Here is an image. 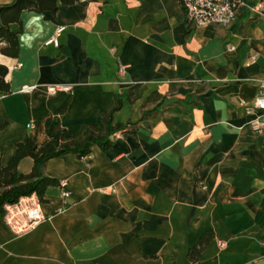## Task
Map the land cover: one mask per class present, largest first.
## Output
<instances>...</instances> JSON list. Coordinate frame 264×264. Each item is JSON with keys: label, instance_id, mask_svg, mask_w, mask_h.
Returning a JSON list of instances; mask_svg holds the SVG:
<instances>
[{"label": "crops", "instance_id": "1", "mask_svg": "<svg viewBox=\"0 0 264 264\" xmlns=\"http://www.w3.org/2000/svg\"><path fill=\"white\" fill-rule=\"evenodd\" d=\"M59 28L57 46L47 45ZM9 30L18 54L0 53L10 90L0 94L2 168L17 144L46 142L50 117L81 139L91 126L103 131L102 114L119 100L112 125L125 128L106 152L93 145L86 158L44 164L70 198L58 185L43 203L21 198L46 217L23 234L0 216V264H264V133L245 108L264 83V0H241L229 26L192 28L179 0H79L23 11ZM58 83L71 93L48 95ZM255 116L264 123V111ZM32 168L30 157L17 165Z\"/></svg>", "mask_w": 264, "mask_h": 264}, {"label": "trees", "instance_id": "2", "mask_svg": "<svg viewBox=\"0 0 264 264\" xmlns=\"http://www.w3.org/2000/svg\"><path fill=\"white\" fill-rule=\"evenodd\" d=\"M79 0H13L10 5L0 6V43L5 47L0 49L4 56L15 58L18 54V39L15 33L9 30L12 23H20V14L23 11L43 13L57 11L59 5H72ZM7 68L0 65V94H9V85L5 82ZM121 103L115 105L105 114L101 121L103 131L91 126L88 133L81 139L67 136L61 126L58 116L48 118L44 123V132L47 140L41 146H37L31 139L16 145L15 153L8 161L6 167L0 164V216L5 214V207L16 204L21 198L34 195L39 203L44 202V196L49 187L57 186L58 182L43 174L44 164L52 159L66 154H75L78 158H86L91 146H97L101 151H108L112 143L110 136L123 131L124 125H112L113 114L119 110ZM6 122L0 121V128ZM25 157L33 160L31 173L24 175L17 171L19 161ZM211 237L210 233L201 236L198 245L189 251L188 258L195 263L199 254L207 245Z\"/></svg>", "mask_w": 264, "mask_h": 264}, {"label": "built area", "instance_id": "3", "mask_svg": "<svg viewBox=\"0 0 264 264\" xmlns=\"http://www.w3.org/2000/svg\"><path fill=\"white\" fill-rule=\"evenodd\" d=\"M181 10L186 24L192 28H203L208 25L229 26L233 24L237 18V12L241 0H179ZM63 28L56 30L55 35L46 42L57 46V37ZM227 51L232 50L229 44L226 45ZM257 60V54H252L248 62L254 64ZM20 67L17 65L15 68ZM125 74V67L119 66L118 77L122 78ZM36 89V86H23L21 93H30ZM46 93L54 95L64 92L71 93V86L66 84H51L46 86ZM246 111L252 119L249 121V127L257 134L264 133V123L260 122L255 116L257 111H264V83L259 87L258 94L254 102L250 106H245ZM30 127V126H29ZM60 196L63 201L70 198L67 182L61 180L58 182ZM4 220L7 226L16 234H23L35 228L39 223L43 222L46 217L39 209V205L32 198L18 201L14 205L5 207ZM223 243L219 247H223Z\"/></svg>", "mask_w": 264, "mask_h": 264}]
</instances>
